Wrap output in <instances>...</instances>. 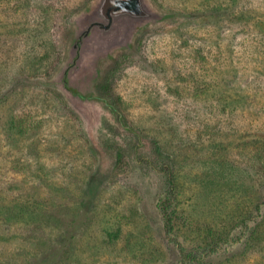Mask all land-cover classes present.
I'll use <instances>...</instances> for the list:
<instances>
[{
    "label": "rangeland",
    "instance_id": "obj_1",
    "mask_svg": "<svg viewBox=\"0 0 264 264\" xmlns=\"http://www.w3.org/2000/svg\"><path fill=\"white\" fill-rule=\"evenodd\" d=\"M97 2L0 0V264H264V0Z\"/></svg>",
    "mask_w": 264,
    "mask_h": 264
},
{
    "label": "water",
    "instance_id": "obj_2",
    "mask_svg": "<svg viewBox=\"0 0 264 264\" xmlns=\"http://www.w3.org/2000/svg\"><path fill=\"white\" fill-rule=\"evenodd\" d=\"M154 14L146 0H98L87 15L88 25L75 39L74 56L81 57L84 44L94 49L120 44L136 25L151 19Z\"/></svg>",
    "mask_w": 264,
    "mask_h": 264
},
{
    "label": "trees",
    "instance_id": "obj_3",
    "mask_svg": "<svg viewBox=\"0 0 264 264\" xmlns=\"http://www.w3.org/2000/svg\"><path fill=\"white\" fill-rule=\"evenodd\" d=\"M164 210H165V215H166V227L168 228V230L171 228L170 226H171V224H172V219H171V216H170V214H169V212L167 211V208H165V206H164ZM186 257H188V256H186Z\"/></svg>",
    "mask_w": 264,
    "mask_h": 264
}]
</instances>
